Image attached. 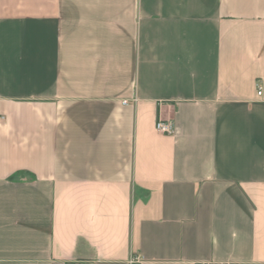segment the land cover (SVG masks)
Instances as JSON below:
<instances>
[{
	"label": "crops",
	"instance_id": "0c3cea01",
	"mask_svg": "<svg viewBox=\"0 0 264 264\" xmlns=\"http://www.w3.org/2000/svg\"><path fill=\"white\" fill-rule=\"evenodd\" d=\"M0 116V264H264V0H0Z\"/></svg>",
	"mask_w": 264,
	"mask_h": 264
},
{
	"label": "built area",
	"instance_id": "2783aa9c",
	"mask_svg": "<svg viewBox=\"0 0 264 264\" xmlns=\"http://www.w3.org/2000/svg\"><path fill=\"white\" fill-rule=\"evenodd\" d=\"M261 92L258 91V94ZM126 103V101H124ZM4 117L0 116V120H2ZM155 130L162 134H171L173 132V124L171 121L163 120L161 118H157L154 123ZM139 257H136L133 261H139ZM216 264H228V263H216Z\"/></svg>",
	"mask_w": 264,
	"mask_h": 264
}]
</instances>
